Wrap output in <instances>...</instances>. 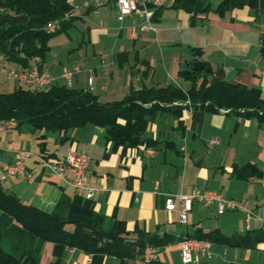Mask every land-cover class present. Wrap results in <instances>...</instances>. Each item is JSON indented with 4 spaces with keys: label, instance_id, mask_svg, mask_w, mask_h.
Here are the masks:
<instances>
[{
    "label": "crops",
    "instance_id": "crops-1",
    "mask_svg": "<svg viewBox=\"0 0 264 264\" xmlns=\"http://www.w3.org/2000/svg\"><path fill=\"white\" fill-rule=\"evenodd\" d=\"M162 1L151 18L155 28L147 30L140 28L143 15L131 13L120 20L112 3L97 12L87 10L75 20L85 26L83 35L92 45L90 60L85 62L80 54L71 63L58 65L44 59L49 74L54 81L66 83L63 66L78 64L81 69L72 86L90 88L93 76L91 89L102 99L113 100L144 84L175 83L188 89L191 80L179 69L203 59L212 69L209 78L258 86L264 94V0H240L223 11L217 9L221 0ZM109 52L113 53L110 61L104 56ZM6 79L15 81L11 89L17 85L18 80ZM145 135L154 145L124 147L109 139L105 126L94 122L53 131L11 121L0 129V159L12 161L16 149L29 151L26 167L32 177L7 176L3 186L23 202L71 224L108 228L123 223L131 232L141 228L171 237L157 248L156 259L162 264H185L178 239L188 232L219 229L233 236L255 235L263 229L258 217L264 194V121L187 104L179 112L151 113ZM149 148L155 151L152 155ZM70 150H84L91 157L89 181L94 195L90 199L39 159L43 154L63 159ZM250 166L253 172L248 177L236 173ZM196 188L219 190L226 199L243 201V207L219 214L216 203L194 202L187 222L180 220V201L174 212L166 210L169 195H188ZM0 246L20 257L22 264H146L141 256L89 253L45 240L2 210ZM213 252L210 260L199 258L189 264H264V239L242 245L215 242Z\"/></svg>",
    "mask_w": 264,
    "mask_h": 264
},
{
    "label": "trees",
    "instance_id": "trees-1",
    "mask_svg": "<svg viewBox=\"0 0 264 264\" xmlns=\"http://www.w3.org/2000/svg\"><path fill=\"white\" fill-rule=\"evenodd\" d=\"M239 2L221 0L217 9L223 11ZM71 10L72 5L68 0H0V53L5 61L22 68L30 67L35 62L43 63L46 51L50 48V36L68 29L79 17L70 14ZM51 20L57 22L53 31L47 27ZM193 63L192 60L189 66L179 69L182 76L191 80L188 89L175 83L144 84L113 100L102 99L100 94L88 87L53 81L47 88H42L19 81L13 89L0 92V120L53 131L94 122L105 126L109 139L124 147L154 145L153 139L145 135L149 115L156 110L179 112L187 104L211 111L225 109L245 116H256L264 121V94L258 86L209 78L211 68H195ZM200 77L202 80L198 83ZM250 167L238 168L236 173L240 177H248L253 172V166ZM0 210L12 215L25 229L45 240L64 243L89 253L143 258L147 247L158 248L171 241V237L167 239L165 235L141 228L131 232L123 223L114 222L108 228L80 222L68 223L35 205L23 202L14 192L7 190L2 182ZM183 236L209 239L213 243L226 241L242 245L264 239V229L255 235L248 232L233 236H227L219 229H197L194 233L180 235L178 240ZM0 264L22 263L20 257L6 252L0 246ZM146 264L162 263L155 258L146 261Z\"/></svg>",
    "mask_w": 264,
    "mask_h": 264
},
{
    "label": "built area",
    "instance_id": "built-area-1",
    "mask_svg": "<svg viewBox=\"0 0 264 264\" xmlns=\"http://www.w3.org/2000/svg\"><path fill=\"white\" fill-rule=\"evenodd\" d=\"M72 5L70 14L83 15L87 10L95 12L101 6L112 3L117 10V17L122 20L127 14L137 13L143 15L145 20L140 24L142 30L155 28L150 22L154 15V8L159 6L162 0H68ZM49 30L53 31L57 27V22L51 20L47 23ZM81 69V66L75 64L73 66L65 65L61 71L66 83L73 85L74 75ZM11 78L33 87L47 88L54 78L49 74L44 63L35 62L30 67L22 68L19 66L8 65L3 55L0 53V81ZM93 76L89 78V87L93 88ZM10 123L9 120H0V129L5 128ZM217 142V140H212ZM149 154L155 151L152 148L147 149ZM31 153L24 149H16L12 161H2L0 159V182H3L7 176L24 175L31 179L32 174L27 171L26 158ZM39 159L45 167L58 175L64 181L70 182L78 191L86 193L87 198H92L94 188L89 181V169L91 166V157L86 151L70 150L63 159H50L45 155H39ZM264 186V179L262 180ZM176 201L182 203L180 210V220L187 222L188 213L192 210L193 203L198 202L203 205L216 203L218 213L222 214L228 210H235L243 207V201L235 199H226L219 190L196 188L188 195H169L165 200V208L170 212L177 209ZM262 213L258 217L262 222L264 229V194L261 205ZM252 216V212L248 211V217ZM180 254L183 263L189 264L199 258L210 260L214 256V243L209 239H200L196 237L183 236L179 240ZM157 256V248L149 246L146 248L143 258L145 261L155 259Z\"/></svg>",
    "mask_w": 264,
    "mask_h": 264
},
{
    "label": "rangeland",
    "instance_id": "rangeland-1",
    "mask_svg": "<svg viewBox=\"0 0 264 264\" xmlns=\"http://www.w3.org/2000/svg\"><path fill=\"white\" fill-rule=\"evenodd\" d=\"M84 28V24L77 19L68 29L61 30L51 35L49 38L50 48L45 54L46 61L58 65L60 62H69L73 56L76 57L80 54L82 59L88 63L90 60L89 55L92 54V45L87 40V37L83 35ZM85 35L87 36V34ZM104 45L105 42L103 46ZM104 56L110 61L113 58V53L109 52ZM7 64L9 65V62H7ZM13 83H15V81L4 79L3 83L0 85V91L10 90L13 87Z\"/></svg>",
    "mask_w": 264,
    "mask_h": 264
},
{
    "label": "water",
    "instance_id": "water-1",
    "mask_svg": "<svg viewBox=\"0 0 264 264\" xmlns=\"http://www.w3.org/2000/svg\"><path fill=\"white\" fill-rule=\"evenodd\" d=\"M193 65L195 68L206 67V69L209 70L208 62L203 59H195Z\"/></svg>",
    "mask_w": 264,
    "mask_h": 264
}]
</instances>
